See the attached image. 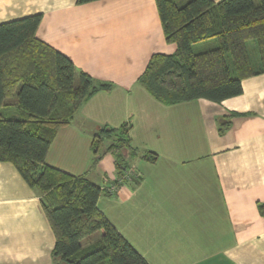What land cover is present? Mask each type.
I'll list each match as a JSON object with an SVG mask.
<instances>
[{"label":"crops","instance_id":"crops-1","mask_svg":"<svg viewBox=\"0 0 264 264\" xmlns=\"http://www.w3.org/2000/svg\"><path fill=\"white\" fill-rule=\"evenodd\" d=\"M34 13L39 39L111 83L57 129L46 163L98 185L112 180L115 157L95 160L92 136L129 122L135 177L97 206L146 264H264V73L221 102L167 105L137 81L153 53L175 50L155 0H0V22ZM41 198L0 161V264H62Z\"/></svg>","mask_w":264,"mask_h":264},{"label":"trees","instance_id":"trees-1","mask_svg":"<svg viewBox=\"0 0 264 264\" xmlns=\"http://www.w3.org/2000/svg\"><path fill=\"white\" fill-rule=\"evenodd\" d=\"M155 4L165 40L174 43L175 50L153 53L137 81L157 100L167 105L198 98L221 102L241 94L244 78L264 73V0ZM41 18L34 13L0 22V161L11 162L25 182L42 193V209L54 235L52 255L62 264H146L97 206L101 194H114L102 189V183L45 161L57 129L71 122L88 97L108 90L111 83L94 82L65 54L39 39ZM228 124L224 119L220 131ZM129 130L125 122L100 127L92 136L95 160L111 152L118 177L135 155ZM96 230L99 240L83 249L80 240Z\"/></svg>","mask_w":264,"mask_h":264},{"label":"built area","instance_id":"built-area-1","mask_svg":"<svg viewBox=\"0 0 264 264\" xmlns=\"http://www.w3.org/2000/svg\"><path fill=\"white\" fill-rule=\"evenodd\" d=\"M134 169L133 167H127L126 170L123 172V176H116L110 180V182L105 180L101 188L106 189L110 194H115L119 191V189L124 185V181H130L134 174Z\"/></svg>","mask_w":264,"mask_h":264},{"label":"rangeland","instance_id":"rangeland-1","mask_svg":"<svg viewBox=\"0 0 264 264\" xmlns=\"http://www.w3.org/2000/svg\"><path fill=\"white\" fill-rule=\"evenodd\" d=\"M209 40H210V44H211V43H212V40H211V39H209ZM247 45H248L249 49H251L252 46H253L252 40H249V41L247 42ZM198 47H200V46H196V48H198ZM196 48H195V49H196ZM100 127H103V126H100ZM105 127H107V126H105ZM116 139H117V138H116ZM117 141H118V140H116L115 143H116ZM105 180L107 181L108 179H105ZM99 238H100V233H99L98 230H96V231H94L93 233H91L89 236L84 237V238H82V239L80 240L81 247H82L83 249H85V248H87L90 244L97 242V241L99 240ZM105 262H106V261H105Z\"/></svg>","mask_w":264,"mask_h":264}]
</instances>
